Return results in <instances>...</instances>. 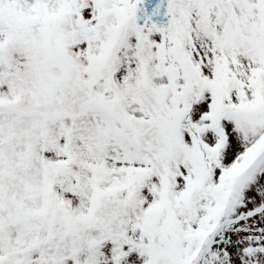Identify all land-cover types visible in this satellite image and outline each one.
<instances>
[{
	"label": "snow or ice",
	"instance_id": "snow-or-ice-1",
	"mask_svg": "<svg viewBox=\"0 0 264 264\" xmlns=\"http://www.w3.org/2000/svg\"><path fill=\"white\" fill-rule=\"evenodd\" d=\"M0 264H264V0H0Z\"/></svg>",
	"mask_w": 264,
	"mask_h": 264
}]
</instances>
